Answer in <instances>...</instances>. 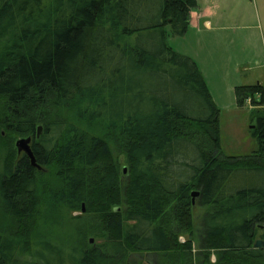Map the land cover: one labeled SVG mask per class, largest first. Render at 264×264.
Instances as JSON below:
<instances>
[{
    "label": "trees",
    "instance_id": "16d2710c",
    "mask_svg": "<svg viewBox=\"0 0 264 264\" xmlns=\"http://www.w3.org/2000/svg\"><path fill=\"white\" fill-rule=\"evenodd\" d=\"M197 6L0 0L7 129L26 136L36 121L46 124L34 151L38 164L55 165L61 184L40 188L26 158L14 171L0 165V209L12 221L0 233V264H127L131 255L160 264H264V248H254L264 241V86L236 88L238 106L251 104L256 147L226 154L204 77L165 43L166 27L183 36ZM94 125L98 135L89 132ZM83 204L93 228L76 238H55L38 224L59 207ZM196 205L205 209L198 223ZM98 226L109 245L88 242Z\"/></svg>",
    "mask_w": 264,
    "mask_h": 264
},
{
    "label": "rangeland",
    "instance_id": "374dc122",
    "mask_svg": "<svg viewBox=\"0 0 264 264\" xmlns=\"http://www.w3.org/2000/svg\"><path fill=\"white\" fill-rule=\"evenodd\" d=\"M198 6L191 12V22L183 36L175 35L171 26L165 31L168 48L180 55L191 58L200 70L208 86L212 99L220 110L221 142L228 155L250 153L256 142L250 137L251 104L240 108L237 104L236 88L260 84L264 86V0H198ZM204 13L203 17L202 14ZM210 23V27L205 25ZM4 102L0 99V165L14 166L22 155L18 154L16 143L38 133L44 134L46 124L36 121L35 135H20L7 129L9 116ZM37 119V118H36ZM91 135L100 133L98 126L89 130ZM34 138V137H33ZM117 153V152H116ZM121 169L127 172L125 156L116 154ZM54 164L43 165L37 171L39 187L55 189L61 186ZM126 174V173H124ZM60 188V187H59ZM85 205V204H84ZM83 207V206H82ZM85 210H86V206ZM205 209L195 206L193 217L196 223ZM80 209L70 210L59 207L50 218V223L39 220L38 224L55 238H69L86 232L94 221V216L85 215ZM26 224V223H25ZM12 227L11 218L0 209V233ZM20 225H16V228ZM93 228V227H91ZM76 238V237H75ZM91 246H107L108 238L102 228H94L87 237ZM93 240V242H91ZM185 240L181 237L180 241ZM196 246H198L197 241ZM196 252L197 247L194 249ZM212 261L216 258L212 257ZM127 264H160L152 256L127 258Z\"/></svg>",
    "mask_w": 264,
    "mask_h": 264
},
{
    "label": "water",
    "instance_id": "95a60500",
    "mask_svg": "<svg viewBox=\"0 0 264 264\" xmlns=\"http://www.w3.org/2000/svg\"><path fill=\"white\" fill-rule=\"evenodd\" d=\"M41 132H42V127H39L37 136H40ZM30 141H31L30 138L20 139L16 143V148H17L18 152H25L28 155V157L31 159L32 164L35 166H38L36 164V159L34 157V154L32 152L31 146H30ZM124 172L126 173V170H124ZM198 194H199L198 192H193L192 195L195 197ZM84 206L85 205L83 204L82 212H86ZM91 242H93V240ZM254 248H264V241L263 240H256L254 243Z\"/></svg>",
    "mask_w": 264,
    "mask_h": 264
},
{
    "label": "flooded vegetation",
    "instance_id": "af4514ba",
    "mask_svg": "<svg viewBox=\"0 0 264 264\" xmlns=\"http://www.w3.org/2000/svg\"><path fill=\"white\" fill-rule=\"evenodd\" d=\"M35 135V134H33ZM34 137V138H33ZM33 137H30V146H31V149H32V152L34 154V157L36 159V155H35V151H34V147L36 144H39L41 139L43 138V135H40V136H37V133L35 136ZM18 151V150H17ZM18 154L22 155L20 159H18V161L16 162V164L14 166H10L9 168L10 169H13V171L18 167V165L20 164V162L24 161L25 158L30 162V164L33 166V168L36 169V172L42 167V165L38 164L37 163V159H36V164L39 166H35L32 164L31 162V159L28 157V155L25 153V152H18Z\"/></svg>",
    "mask_w": 264,
    "mask_h": 264
},
{
    "label": "crops",
    "instance_id": "0c3cea01",
    "mask_svg": "<svg viewBox=\"0 0 264 264\" xmlns=\"http://www.w3.org/2000/svg\"><path fill=\"white\" fill-rule=\"evenodd\" d=\"M197 1H198V0H197ZM203 15H204V13L202 14V17H203ZM205 25H206L207 27H210V26H211L209 22H205Z\"/></svg>",
    "mask_w": 264,
    "mask_h": 264
}]
</instances>
